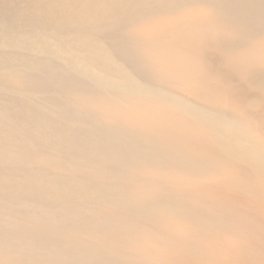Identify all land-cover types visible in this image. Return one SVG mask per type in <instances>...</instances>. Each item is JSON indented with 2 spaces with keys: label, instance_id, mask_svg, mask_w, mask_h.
Returning a JSON list of instances; mask_svg holds the SVG:
<instances>
[{
  "label": "bare ground",
  "instance_id": "6f19581e",
  "mask_svg": "<svg viewBox=\"0 0 264 264\" xmlns=\"http://www.w3.org/2000/svg\"><path fill=\"white\" fill-rule=\"evenodd\" d=\"M263 97L264 0H0V264H264Z\"/></svg>",
  "mask_w": 264,
  "mask_h": 264
},
{
  "label": "rangeland",
  "instance_id": "374dc122",
  "mask_svg": "<svg viewBox=\"0 0 264 264\" xmlns=\"http://www.w3.org/2000/svg\"><path fill=\"white\" fill-rule=\"evenodd\" d=\"M202 41V42H201ZM203 41L204 40H200L198 43H195V48H196V46L198 47V49L196 48V51H197V57H199L198 59L201 61V64H202V66H203V71H201L202 72V74H204L203 72L205 71V70H208V71H206V72H209V71H211V72H213L214 73V71L216 70V69H214V71H212L211 70V67H212V69L214 68V67H216L215 65V62H218V61H216L217 60V58L214 56V54L212 55H210V53L212 52H214V51H212L213 50V48L211 47L210 48V46H212V45H210L209 43H207V44H209V47L207 46V44L206 45H203ZM199 43H202V45L201 44H199ZM205 43V42H204ZM199 48H200V50H199ZM208 49H209V51H208ZM206 50V51H205ZM203 51V52H202ZM208 51V52H207ZM203 53V54H202ZM206 53V54H205ZM208 53V54H207ZM201 54L203 55V56H205V55H207V57L205 56L204 58H203V56H201ZM208 56H210V58L208 57ZM213 57V58H212ZM203 59H205L206 61L204 62V60ZM213 59H215L214 61H213ZM208 60V61H207ZM202 61H203V63H202ZM214 62V63H213ZM204 63L206 64V68H208V69H206V68H204L205 66H204ZM213 63V64H212ZM215 64V65H214ZM209 65V66H208ZM211 65V66H210ZM201 66V67H202ZM208 66V67H207ZM217 68V67H216ZM210 69V70H209ZM198 72V71H197ZM201 72H198V73H200L201 74ZM205 72V73H206ZM216 72V71H215ZM210 73V72H209ZM199 74V75H200ZM215 74V73H214ZM214 76V75H213ZM212 76V77H213ZM215 77V78H214ZM213 78H212V80H213V82L214 83H216L217 85H219L220 87H222L223 89L224 88H226V87H228L227 88V90L229 89V87H230V85H229V83L228 82H226L225 80H223V78L222 77H220L218 74H216L215 76H214ZM216 78H217V80H216ZM222 81H223V83H222ZM225 82V83H224ZM219 83V84H218ZM262 99H264V97L262 98ZM254 106H255V108H254ZM254 106H252L251 108H250V111H251V115L252 116H254L255 118L256 117H259V118H257L258 119V126H257V129H258V132H261L262 134L264 133V122H263V120H264V101H263V103H260L259 105H255L254 104ZM257 106V107H256ZM253 108V109H252ZM255 109V110H254ZM249 111V112H250ZM257 112V113H256ZM259 112V113H258ZM256 119V120H257ZM261 122H260V121ZM263 126V127H262ZM264 135V134H263ZM221 179V178H220Z\"/></svg>",
  "mask_w": 264,
  "mask_h": 264
}]
</instances>
